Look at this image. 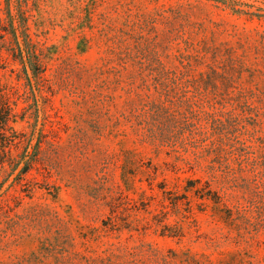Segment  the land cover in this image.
<instances>
[{"label":"rangeland","instance_id":"374dc122","mask_svg":"<svg viewBox=\"0 0 264 264\" xmlns=\"http://www.w3.org/2000/svg\"><path fill=\"white\" fill-rule=\"evenodd\" d=\"M156 61L190 62L193 110L255 94L264 144V0H0V264H264V149L198 159Z\"/></svg>","mask_w":264,"mask_h":264},{"label":"trees","instance_id":"16d2710c","mask_svg":"<svg viewBox=\"0 0 264 264\" xmlns=\"http://www.w3.org/2000/svg\"><path fill=\"white\" fill-rule=\"evenodd\" d=\"M24 48L22 49L20 47V53L25 52V57L27 58L29 67L36 77L35 62L33 60L35 55L32 51H29L28 46H24ZM118 60L122 61V57L117 56V61ZM109 61H112V59ZM153 63H155L154 67ZM153 63L150 62L149 65L153 68L150 70V74L154 78L155 88H160V97L165 93V97L159 107L166 113V115H169L173 119H179L182 123L187 122L186 114L182 110L181 105L178 104L176 105V109H172V106H175V104L172 103L168 97V93H176L177 90H180L182 94H184L182 95L184 98L183 102L190 105V114L192 113L191 115L197 117V119L200 118V115L206 119L205 127L194 125V128L189 131L187 136L182 135L179 138L185 145L191 144L194 148L202 149L201 152L195 153L198 159L201 158L204 153L218 157L222 154L231 155L237 149L250 151L256 148L254 145L264 149V144L260 143L259 139L255 138L253 133H245L247 134L246 139H241L240 136H242L243 133H241L242 128H239V115H234L233 113V111H236L242 106L250 109L247 99L255 97V94L252 92H239L237 99L234 100V103H231L232 111L223 112L222 110L217 111L216 109H213L214 111L207 112L203 109H199L198 111L193 110L192 107L198 104L197 97L203 95V91L201 92L200 86L198 84H194V80H190L189 78V72L192 70L190 62L183 63V61H179L181 68H177L174 71L168 70L161 62L156 61ZM185 94L189 95L186 97ZM241 99L243 100L242 104L239 103ZM144 140L150 143H157V141H160V137L148 131V134L144 135ZM160 142L163 141L161 140ZM21 164L23 165L19 167L17 175L25 174L30 168V162L26 159L22 161ZM197 164H199L198 161ZM66 264L76 263L73 259L68 257ZM143 264L168 263L163 259L162 262L156 260L148 261Z\"/></svg>","mask_w":264,"mask_h":264}]
</instances>
